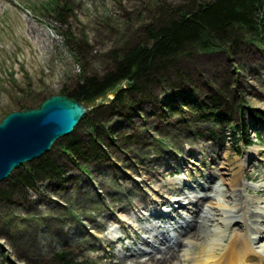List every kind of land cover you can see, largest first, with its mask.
<instances>
[{
    "label": "rangeland",
    "instance_id": "rangeland-1",
    "mask_svg": "<svg viewBox=\"0 0 264 264\" xmlns=\"http://www.w3.org/2000/svg\"><path fill=\"white\" fill-rule=\"evenodd\" d=\"M195 1L201 0H0V121L25 97L39 106L63 87L74 85L84 75V67L86 72L102 73L113 50L144 36L142 29L158 17L160 4L174 7ZM65 4L70 8L59 15L54 8L60 10ZM223 47L181 58L177 78L183 77L193 93L187 89L169 101L159 86L154 87L155 93L165 106L179 110L181 105L188 109L185 98H198L211 106L214 95L220 97L218 105L224 113L231 104H246L261 120L248 110L226 116L239 130L247 123L250 146L238 140L233 125L195 122L189 126L188 121L178 120L179 110L161 107L152 97H136L135 107H117L106 118L107 160L90 163L85 172L55 153L67 170L62 189L44 180L23 196L0 192V264H59L53 255L61 249L70 250L80 264H143L145 257H139V250H149V241L156 238H165L164 244L169 245L170 231L182 222L181 215L191 219L194 205L214 207L219 196L225 204L237 205L236 211L243 208L242 196L236 202L227 200L230 190L224 179L233 176L241 161L247 177L264 185V45L243 39ZM110 94L114 96L109 93L90 105L91 117H106ZM101 100L104 106L96 110ZM221 130L229 138L223 139ZM74 132L86 138L89 128L82 120ZM254 148L259 152L247 157L246 152ZM222 173L226 174L221 179ZM6 187L5 181L0 183V191ZM249 191L250 204L258 201V193L264 203V192ZM181 192L199 193L203 200L189 205L186 199L179 201ZM141 195L149 209L138 217L133 207ZM181 203L184 207L177 216ZM157 207L171 215H154ZM203 217H196L197 225L208 231L210 223L205 224ZM253 218L255 227L264 225L262 218ZM207 240L205 236L188 246L191 255L197 256L198 245ZM180 258L175 261L180 263Z\"/></svg>",
    "mask_w": 264,
    "mask_h": 264
},
{
    "label": "trees",
    "instance_id": "trees-1",
    "mask_svg": "<svg viewBox=\"0 0 264 264\" xmlns=\"http://www.w3.org/2000/svg\"><path fill=\"white\" fill-rule=\"evenodd\" d=\"M159 7L158 17L143 27L144 36L132 44L126 43L123 47L113 50L109 55V63L102 73L86 72L84 67V75L81 79L72 86L63 87L58 93L73 97L86 105L87 111L82 120L89 128L88 137L83 138L73 132L65 136L59 144L54 143L51 150L40 158L15 169L5 180L7 190L0 191L4 196L16 194L23 196L26 190L36 188L38 183L44 180L55 182L58 188L62 189L67 170L65 162L54 158L55 153L62 158L66 157L84 171L90 163H101L107 160V148L104 141L108 128L105 121L109 118V113H114L117 107H135L140 99L146 97H152L155 102H161L155 93L156 86L162 89L167 101L174 100L177 94L181 96V92L187 89L193 93L192 88L184 84L183 77L177 78L181 74L178 67L182 57L191 56L200 51L222 49L226 44H238L243 39L250 44L264 45V0H201L174 7L162 3ZM69 8L70 6L65 4L59 7L60 10L54 9L60 15L61 11ZM63 20L64 23L65 18ZM77 45L79 44L76 42ZM77 58L81 59L80 50ZM175 76L178 79L177 82H174ZM123 82L126 84H122ZM109 93H113L114 96L107 98L111 104L107 106L106 117H91L90 105L98 103L99 98L106 97ZM219 100H221L220 97L214 95L210 106L198 98H185L187 110L183 109L182 105L180 110L173 105L168 108L162 103L163 101L160 106H165L172 112L179 110L180 112L176 113L180 115L178 120L188 121L189 126L195 122H208L221 126L233 125V120L230 116H226L227 113L244 114L245 110L252 112L256 120H261L259 114L254 113L253 109L242 103L236 106L231 104L229 108H226V113L221 112ZM31 101L30 96L25 97L23 101L16 104V108L26 109L38 106L33 105ZM167 101L166 104L169 105ZM104 103L101 100V103L96 105V110L104 106ZM208 108L209 111H207ZM234 132L244 147L252 144L246 122L240 130L238 126L234 127ZM212 134L216 135V131ZM221 134L223 139L229 138L223 130ZM255 135H258L257 131ZM53 257L59 264H80L74 262L71 251L68 249L57 251Z\"/></svg>",
    "mask_w": 264,
    "mask_h": 264
},
{
    "label": "bare ground",
    "instance_id": "bare-ground-1",
    "mask_svg": "<svg viewBox=\"0 0 264 264\" xmlns=\"http://www.w3.org/2000/svg\"><path fill=\"white\" fill-rule=\"evenodd\" d=\"M258 152V148L251 149L246 152L247 157H251ZM168 164L169 163H167V166H169ZM244 168L246 169L245 164L239 161L238 169L233 172V176L224 179L225 184L230 190L227 197H225L229 202H236L238 200L237 198L242 196L241 198L245 202L243 208L236 211L237 205L232 207L230 204H225L219 196H217L218 198L216 199L217 201L214 207L205 208L204 205L198 208L200 204L194 205L195 200L199 199L200 202V199L203 200V196L201 197L199 193H194V195H192L181 192L179 195L183 198L179 201H184L186 199L189 205L192 204L195 206V208L192 209L191 219L183 218V215L179 214L184 207L183 203H181L179 207L177 206V210V207H175V214H177V216L178 214L179 216L181 215L180 218L183 219L182 222L178 223L177 227L173 229L175 234L170 231L169 235L171 236H169L168 240L166 239L169 245L164 244L165 242H163V239L165 240V238H156L153 239V241H149V250H139V257H145L143 264H264V225L259 228L255 227L254 224L256 220L253 218V215L259 218L258 221L262 218V223H264V203L262 204L260 201L262 197L259 193L256 194L258 201H252V204H250L249 201L251 198L248 196L250 193L249 190L264 192L262 188L264 185H256L253 180L248 178L249 176L247 177ZM224 174L226 173L220 175L221 179L224 177ZM213 182V180H209L208 183ZM173 186L174 185L169 187L170 190L173 189ZM142 197L143 195H141V198L138 199L136 205L133 207L138 217H140V214L144 215L145 211L149 209V205L142 202ZM210 197L213 196L210 195L209 198ZM124 210L126 211L127 209ZM201 214H204L203 222H205V224L210 223L208 225V231L204 229L205 226L200 230L197 225L199 220H197L196 217H202ZM154 215L170 216L171 214L168 212L164 213L160 207H157ZM248 215H250V217H247ZM138 217L136 219H138ZM117 220L120 222L119 219ZM236 224H240L241 226ZM161 225L166 226L167 229L172 228V225ZM161 225L156 224L159 228H161ZM232 225H234V227ZM236 226H238V230L235 229ZM232 228V235L227 237L228 230ZM207 232H209V235H207ZM205 236H208V240L204 242V244L198 245L199 254L197 256L191 255L192 253H190L191 251L189 252L190 249L188 246L197 243L199 239ZM226 237L228 239L227 241L225 240ZM178 239L182 241L178 243ZM183 241H187L188 244L183 245ZM144 242L148 241L145 240ZM177 246L178 249H175ZM177 257L182 258H180V263L175 261Z\"/></svg>",
    "mask_w": 264,
    "mask_h": 264
},
{
    "label": "water",
    "instance_id": "water-1",
    "mask_svg": "<svg viewBox=\"0 0 264 264\" xmlns=\"http://www.w3.org/2000/svg\"><path fill=\"white\" fill-rule=\"evenodd\" d=\"M86 111L83 102L53 94L37 107L7 113L0 121V183L18 167L49 152L58 139L72 134Z\"/></svg>",
    "mask_w": 264,
    "mask_h": 264
}]
</instances>
